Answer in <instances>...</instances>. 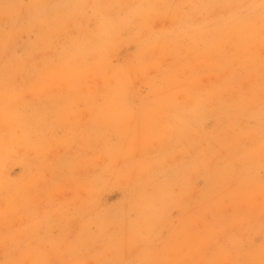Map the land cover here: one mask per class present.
Returning a JSON list of instances; mask_svg holds the SVG:
<instances>
[{
  "label": "rangeland",
  "instance_id": "1",
  "mask_svg": "<svg viewBox=\"0 0 264 264\" xmlns=\"http://www.w3.org/2000/svg\"><path fill=\"white\" fill-rule=\"evenodd\" d=\"M259 4L0 0V264H264Z\"/></svg>",
  "mask_w": 264,
  "mask_h": 264
},
{
  "label": "snow or ice",
  "instance_id": "2",
  "mask_svg": "<svg viewBox=\"0 0 264 264\" xmlns=\"http://www.w3.org/2000/svg\"><path fill=\"white\" fill-rule=\"evenodd\" d=\"M226 8H231L233 6L231 5H226ZM249 8H255L257 7L256 5H248ZM259 10H260V17H261V22H262V29H264V0H260V4L258 5ZM264 87V85H262ZM261 149L262 153H264V133H262L261 136ZM37 264H40V262H37Z\"/></svg>",
  "mask_w": 264,
  "mask_h": 264
}]
</instances>
